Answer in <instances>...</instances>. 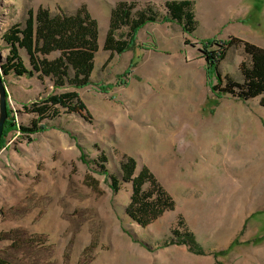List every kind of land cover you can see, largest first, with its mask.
<instances>
[{
  "label": "rangeland",
  "instance_id": "374dc122",
  "mask_svg": "<svg viewBox=\"0 0 264 264\" xmlns=\"http://www.w3.org/2000/svg\"><path fill=\"white\" fill-rule=\"evenodd\" d=\"M118 2L166 14L164 0H0V66L7 55L3 34L23 24L28 10L74 15L85 7L98 26L87 87L1 75L7 123L0 144V261L264 264V109L259 98L243 102L214 92L206 58L216 54L223 82H241L247 58L231 39L264 48V0L237 3L242 17L223 26L198 18L190 35L177 22L146 24L121 55L103 49ZM70 91L86 113L59 108L58 117L39 122V132L20 133L19 126L36 119L22 105ZM101 155L107 173L98 167ZM126 156L135 160V174L147 167L174 202L144 228L126 214L132 190L119 168ZM109 176L117 178V191Z\"/></svg>",
  "mask_w": 264,
  "mask_h": 264
},
{
  "label": "trees",
  "instance_id": "16d2710c",
  "mask_svg": "<svg viewBox=\"0 0 264 264\" xmlns=\"http://www.w3.org/2000/svg\"><path fill=\"white\" fill-rule=\"evenodd\" d=\"M135 3L118 2L110 11L108 28L105 34L103 49L111 54L121 55L128 51L140 29L146 24L156 22H177L185 34H192L197 28L194 3L188 0H169L164 3L165 16L158 17L153 10H134ZM124 32L116 38V33ZM7 45V55L0 69L2 76L49 78L55 87L69 86L73 89L85 88L90 84V75L94 69V56L98 50V26L85 7H81L74 15L59 13L52 15L48 10L38 8L36 12L27 11L23 24L10 27L2 36ZM239 42L247 58L240 65L241 82L225 78V82L217 68L216 54L208 55V72L215 78L212 90L221 95H231L240 101L259 98V106L264 109V48L253 43L231 39V43ZM206 42L205 44H208ZM230 44V43H229ZM22 50L28 57L30 67L27 68L20 55ZM57 57L48 59L51 54ZM208 74V75H209ZM223 86L222 88H219ZM36 119L29 126H19L20 133L32 135L43 129L39 125L44 119L59 116V108L66 114L83 113L87 109L76 92L70 91L60 95H51L29 105H22ZM6 123L0 144L6 131ZM97 162L99 169L107 173L103 164L106 157L101 155ZM120 179L131 184L130 202L126 208L127 216L141 227H147L166 211L174 208L170 195L158 182L155 175L142 167L135 174L136 162L132 157H124L120 163ZM111 186L117 191L118 180L109 176ZM146 186V188H144ZM176 237H180L174 232ZM189 242L193 236L187 235ZM0 264H6L0 261Z\"/></svg>",
  "mask_w": 264,
  "mask_h": 264
},
{
  "label": "crops",
  "instance_id": "0c3cea01",
  "mask_svg": "<svg viewBox=\"0 0 264 264\" xmlns=\"http://www.w3.org/2000/svg\"><path fill=\"white\" fill-rule=\"evenodd\" d=\"M169 1V0H164ZM194 3L195 19L199 22L201 18L205 25L223 26L229 20L242 17L237 11V3L243 0H188ZM242 10V9H241Z\"/></svg>",
  "mask_w": 264,
  "mask_h": 264
},
{
  "label": "water",
  "instance_id": "95a60500",
  "mask_svg": "<svg viewBox=\"0 0 264 264\" xmlns=\"http://www.w3.org/2000/svg\"><path fill=\"white\" fill-rule=\"evenodd\" d=\"M1 70V69H0ZM2 73L0 72V139L4 128V123L7 119L6 110V91L1 78Z\"/></svg>",
  "mask_w": 264,
  "mask_h": 264
}]
</instances>
